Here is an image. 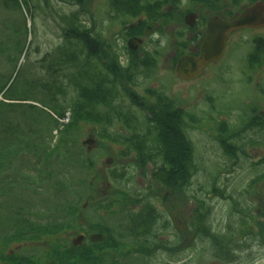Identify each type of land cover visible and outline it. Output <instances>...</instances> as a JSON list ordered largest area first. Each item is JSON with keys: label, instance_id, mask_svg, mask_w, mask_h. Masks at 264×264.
Returning a JSON list of instances; mask_svg holds the SVG:
<instances>
[{"label": "rangeland", "instance_id": "374dc122", "mask_svg": "<svg viewBox=\"0 0 264 264\" xmlns=\"http://www.w3.org/2000/svg\"><path fill=\"white\" fill-rule=\"evenodd\" d=\"M258 1L264 2L243 0V5H253ZM28 2L29 11L22 9L19 12L6 11L0 0V41L7 43L9 37H12L10 34H3L5 25L23 26L26 22L30 29L29 35L22 36L24 43L29 45L27 57L19 56L16 52L12 53V60L0 56V79H9L15 68L21 66L27 83L40 86V79L47 76L45 69L41 67V61L64 43L63 37L68 29L63 21L64 17L79 13L83 23L95 28V36L98 34L105 40L104 49L108 52L112 50L111 47L115 50L113 38L119 36L123 32V26L132 21L111 20L105 7L100 6V0H88L82 7L61 0ZM8 31L7 29L6 33ZM238 34L229 44L221 62L209 66L194 81L180 80L174 72L176 62L168 60L166 56H159L156 61L146 58L148 64L145 65L149 66L148 69H143L135 76V85L130 88L138 96L140 108L134 106L128 96H124L122 100L125 107L133 109L136 117L146 121L145 118L150 117L149 110L157 104L156 94H164L175 99L182 111L198 120L199 123L187 122L185 126L186 135L194 150L195 163V174L187 188L178 191L177 188L164 186L155 177L159 163H153L154 160L143 162L137 152L132 157L136 158V162L131 157L120 158L124 150L122 145L101 140L98 136L100 128L86 125L83 135L75 140L72 148L78 154L87 155L96 166V171L92 174L95 181L93 191L87 192L95 200L91 205L89 201L82 203L85 211L80 226L86 230L89 228L88 234L85 235L78 227L74 230L73 226L63 228L67 224H60L56 228L63 229L57 236L53 234L40 241L13 243L2 247L4 236L14 232L8 226L18 219L22 220V225L31 226L34 223L46 226L64 218L63 214L59 215L55 211L60 204V193L52 189L50 183L39 180L42 166L38 163V158L30 152L20 156L17 153L12 160L15 163L12 171L16 174L9 172V175H15L21 183L3 187L0 181L1 253L30 258L31 261H28L34 264H81L77 254L66 252L54 256L52 252L69 250L80 235L87 237L83 244L85 248L89 244H98L92 243L88 238L100 234L95 232L99 228H111L116 238L120 239L121 233L124 232L126 236L129 225L127 217L131 213L139 214L146 208H153V235L147 238L152 248L142 255L134 251V239H123V243L130 247L121 252L123 255L116 256V264H264V131L247 130L237 133L247 123L251 107L256 108L258 113H264V62L257 72H250L246 66L248 62L245 61L247 55L254 50L253 40H257L256 54L264 57V43L261 40L264 39V27ZM121 43L115 52L122 67L126 68L133 59H142L139 53L137 56L130 54L127 60ZM164 45L166 47H162V50L166 54L171 53V45ZM126 80L130 83L131 77ZM38 90L35 91L36 96L30 97L35 102L26 104L46 110L44 105L47 102L40 89ZM34 117L37 118V123H45V116L41 113L35 112ZM15 119L27 130L37 129L39 133L43 131L35 145L40 149L46 148L45 141L50 138L47 126L41 123L37 125L30 118L25 119L19 114ZM68 119L69 114L63 122L68 123ZM228 128L230 132H226ZM110 132L128 135V131L119 122ZM232 132L237 133L236 137L228 140L237 149V156L234 158L225 152L220 143L225 137H231ZM53 135L57 136V131ZM56 139L57 137L48 140L47 144L54 145ZM87 141L93 143L85 144ZM22 142L26 144V141ZM10 145L18 147L20 142L15 141ZM20 147L22 152L24 146L21 144ZM166 169H170V166ZM114 170L125 172L126 178L114 180L110 175ZM80 174L76 171L73 173L76 179L81 178ZM26 178L34 179L37 185L29 183L25 186ZM51 181L59 183L56 179ZM3 188L6 196L2 193ZM117 190L127 192L130 197L123 200L118 197ZM110 199L122 201V205L116 204L111 210H101ZM204 228L228 241L230 252L219 257L212 239L201 233Z\"/></svg>", "mask_w": 264, "mask_h": 264}, {"label": "trees", "instance_id": "16d2710c", "mask_svg": "<svg viewBox=\"0 0 264 264\" xmlns=\"http://www.w3.org/2000/svg\"><path fill=\"white\" fill-rule=\"evenodd\" d=\"M61 1L82 7L88 0ZM1 4L6 11L21 12L22 9L29 11L28 0H1ZM63 21L68 26L63 37L64 43L41 61V67L45 69L47 76L45 79H40V86H36L35 83L32 85L27 83L25 71L21 66L15 68L9 79L5 80L4 77L0 79V177H2L0 181H2L3 187L20 184L21 181L19 183L15 175H9V172L16 174L12 171L15 165L12 160L17 153L19 156L23 153H34L39 160L38 163L42 166L41 169L39 168L41 171L39 180L50 183L51 188L60 193V204L55 211L59 215L63 214L65 222H62V219L46 226L34 223L30 226L22 225V220L18 219L14 224L8 226L9 230L13 228L14 232L4 236L2 247L11 246L13 243L40 241L53 234L57 236L63 228L69 226H73L74 230L78 227L85 235L88 234L89 228L86 230L80 226L85 211L82 203L89 201L91 205L95 200V197L88 196L87 192L93 191L95 181L92 174L96 171V166L87 155L78 154L74 152L75 148H72L75 140L83 135L86 125L99 127L98 136L101 140L120 144L122 147L127 145L121 152L120 158L131 157L132 153L137 152L143 162L148 163L154 160L153 163H159L160 167L155 177H158L157 180L166 187L177 188L178 191L187 188L195 174L194 150L186 135L185 126L187 122L199 123L198 120L182 111L175 99L160 93L156 94L157 104L149 110L150 117L145 118L146 121L136 117L133 109L125 107L122 103L123 97L128 96L132 104L140 108L137 103L138 96L134 91L131 92L130 88L135 85L133 84L135 76L143 69H148L149 66L145 65L148 64V61L133 59L124 68L120 65L119 56L115 50L112 47L109 52L104 49L105 40L98 34H96L97 37L95 36V28L83 23L79 13L64 17ZM5 26L3 34H10L12 37H9L10 40L7 43L0 41V56L12 60L14 58L12 53L16 52L19 56L27 57L29 45L24 43V37L22 40V36L29 35L30 32L26 22L23 26ZM7 29L9 33H6ZM256 55L250 58L249 68L251 66L261 68L264 57L262 58L261 54ZM130 77V83L126 82V79ZM37 88L40 89L47 102L44 105L46 110L26 104V102H35L30 97L36 96L35 91H39ZM35 112L45 116V123L40 121L38 123L49 129L50 138L46 139V148L43 149L35 145L43 131L39 133L37 129L31 130L30 128L28 131L15 119V116L19 114L25 119L30 118L36 122ZM250 112L249 119L246 120L247 123L242 126L240 131H237L238 134L247 130L264 131V113H258L256 108H252ZM68 114V123H64ZM118 122L123 129L128 131V135L111 134L110 129ZM54 131H57V136L53 135ZM226 132H230V129L228 128ZM237 133L232 132L231 137L228 136L225 137L226 139L220 140L225 152L233 158L237 156V149L228 140L236 137ZM55 137L57 139L54 145L47 144L48 140L55 139ZM15 141H19L26 151L20 152V145L13 148L10 144ZM22 141H26V144H23ZM167 166H170V169L167 170ZM74 171L81 173V178L76 179L73 175ZM5 175L7 176L4 177ZM110 175L117 181L124 180L127 174L112 171ZM53 179L59 183H52ZM33 180L26 178L25 186H28L29 183L36 186L37 182ZM5 191L3 188L2 193L6 196ZM117 191L118 197L123 200L130 197L125 191ZM116 204L122 205V201H111L110 199L107 205L101 207V210H111ZM151 209L153 210V208ZM151 209L146 208L139 214L131 213L127 217L129 225L126 236L123 232L124 234H120V239L116 238L111 228H99L95 232L104 235L105 238L102 242L89 244L86 248L85 245L80 248L72 246L71 250L54 251L52 255L57 256L68 252L71 255L77 254L81 264H116L114 261L116 256L123 255L121 252H124L126 247L127 249L130 247L123 243V239L126 238L134 239L132 241V246L135 247L134 251L142 255L148 253L152 247L147 238L153 235L152 230L155 224L154 213H152L154 211ZM60 224H67V226L56 228ZM30 231L31 233H28ZM201 233L212 239L214 246L219 251V257L230 252L228 251V241L213 235L206 228ZM30 236L32 238H29ZM7 257L0 251V263L34 264L29 262L30 258L15 256L8 259Z\"/></svg>", "mask_w": 264, "mask_h": 264}, {"label": "flooded vegetation", "instance_id": "af4514ba", "mask_svg": "<svg viewBox=\"0 0 264 264\" xmlns=\"http://www.w3.org/2000/svg\"><path fill=\"white\" fill-rule=\"evenodd\" d=\"M99 3L111 15V20H132L131 23L125 24L123 32L112 40L115 50L122 42L127 60H129L130 54L137 56L140 53L142 60L150 58L149 60L156 61L159 56H166L168 60L176 63L186 55L200 56L212 20L232 22L251 6L243 5V0H100ZM255 30L257 29H243L232 32L226 43L222 58L207 65L202 75L209 66L221 62L229 44L238 33H240L238 35H241ZM261 40L264 43V39ZM256 41L253 40L254 50L246 57L245 61L248 63L251 57L257 56ZM164 44L171 45L173 48L171 53L166 54L162 50ZM169 56L170 58H168ZM246 66L250 72H257V69H259L258 66H251L250 68L248 64ZM128 146L130 145L128 144ZM125 147L127 145L122 148L125 149ZM133 154H131V158ZM132 161L136 162V158H132ZM7 256L8 259L15 257L12 254H7Z\"/></svg>", "mask_w": 264, "mask_h": 264}, {"label": "water", "instance_id": "95a60500", "mask_svg": "<svg viewBox=\"0 0 264 264\" xmlns=\"http://www.w3.org/2000/svg\"><path fill=\"white\" fill-rule=\"evenodd\" d=\"M264 27V2L258 1L251 5L232 22L212 20L209 25V33L202 46L199 57L183 56L175 66V75L182 81H193L202 75L207 65L219 61L225 50L226 43L232 32L243 29H260ZM92 141L85 144L91 145ZM104 235L94 234L89 240L99 243L104 240ZM86 237L80 235L73 241V246L80 247L84 244Z\"/></svg>", "mask_w": 264, "mask_h": 264}]
</instances>
